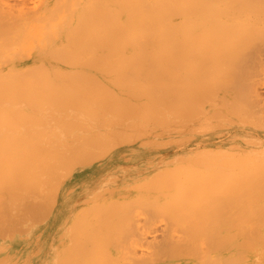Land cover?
Here are the masks:
<instances>
[{"label":"bare ground","instance_id":"1","mask_svg":"<svg viewBox=\"0 0 264 264\" xmlns=\"http://www.w3.org/2000/svg\"><path fill=\"white\" fill-rule=\"evenodd\" d=\"M60 1L0 0V264H264V0H85L38 54Z\"/></svg>","mask_w":264,"mask_h":264},{"label":"rangeland","instance_id":"2","mask_svg":"<svg viewBox=\"0 0 264 264\" xmlns=\"http://www.w3.org/2000/svg\"><path fill=\"white\" fill-rule=\"evenodd\" d=\"M7 2H9V4H21V5H25V6H23L25 9H29V10H31V11H33V10H36V8L34 9V6L35 7H37V10H39V8L40 7H42L43 6V3L45 2V0H6ZM80 1H82L81 3H80ZM87 2H88V0H86ZM76 2H78V5H79V8H78V13L76 14V16L74 17V18H69L68 17V12H67V9L65 10V8H66V6L69 4H75ZM84 2H85V0H61L60 1V3H61V5H62V8L59 10V11H57L56 12V15H55V13L54 14H52L50 17H49V20L47 19L46 21H49V23L48 24H46L45 25V23L46 22H44V24H37L36 26H34V27H27L25 30L27 31L26 32V34H25V36L27 37L24 41H21L22 43H24V44H26V43H32L33 44V46H35V45H38V54H39V50H40V48L42 47V46H40L41 44H43V43H45V45L47 46V48L48 47H54L55 45H58V44H62V42H63V44H66V42L65 41H63L62 39L64 38V36H65V34H66V32H69V31H71L73 28H74V25H75V23L78 21V22H82V17H79V14L81 13V5H83L84 4ZM103 3H104V0H102V4H98V5H100V8H99V10L101 9V10H103ZM81 4V5H80ZM68 5V6H69ZM97 5V6H98ZM103 5V6H102ZM67 6V7H68ZM101 6H102V8H101ZM98 8V7H97ZM99 10H97L98 12H99ZM96 11V10H95ZM102 12L103 11H101V14H102ZM94 14H96V12L94 13ZM97 15V14H96ZM55 16V17H54ZM93 16V15H92ZM54 17V18H53ZM53 18V19H52ZM96 20V19H95ZM94 20V21H95ZM95 23V22H94ZM92 26V25H91ZM90 26V28H92ZM8 28V30H7V32L9 33V32H11V30H14L15 28L16 29H18V27L17 26H11V27H7ZM6 28V29H7ZM84 29V28H83ZM82 31V30H81ZM62 32V33H61ZM79 32V31H78ZM79 34H80V37H81V35H83V34H81V32H79ZM79 37V38H80ZM83 37V36H82ZM81 40H82V38H81ZM79 41V40H77L76 42H77V44H83L82 43V41L85 43V41H84V39L82 40V41ZM79 42V43H78ZM21 43V44H22ZM18 47H19V45H18ZM19 50L21 51V48H14L13 50H12V52H11V54H13V55H15L16 56V58H14L15 60H21V57H19ZM21 55L23 56V54H22V51H21ZM45 52L41 55V56H38V58H40V57H42V59H44L45 57ZM227 63V62H226ZM220 64H222V62H220ZM201 106H202V108L203 109H206L207 110V107L206 106H209L210 107V105H208L207 103H205V102H202L201 103ZM188 119V118H187ZM199 117H197V119H196V121L194 122V124H193V128H191L190 129V125H189V123H188V126H186L185 128L187 129L188 128V130L187 131H189V132H187L186 131V129H185V134L187 135V133H188V137H189V135H191V137H192V139H196L197 138V136H198V133H199V135H201V134H203V135H201L202 137L203 136H207V134L208 135H211V133H213L214 131H213V129L215 128H211L213 125L215 126V124H213L212 123V126H208V128H205V126H207L206 124L203 126V123H201V122H199ZM211 121H213V120H211ZM208 125H211V123H209L208 122ZM217 127H219V126H217ZM210 128V129H209ZM205 129H207L206 131H205ZM211 130V131H210ZM205 131V132H204ZM203 132V133H202ZM201 133V134H200ZM170 135H172V134H170ZM174 137H176L175 135H174ZM173 137V138H174ZM198 138H200L199 136H198ZM194 139V140H195ZM215 149H216V147H214ZM210 149L209 150V152L213 155V154H215L216 152H215V149ZM189 150V149H188ZM218 150V149H217ZM215 152V153H214ZM210 160H213V158L212 157H210L209 158ZM82 173H86V172H79V173H76L75 174V176H82V175H84V174H82ZM77 203V202H76ZM136 218V217H135ZM49 222V220L47 219L45 222H44V224H42V225H38V227L39 226H41V227H45L46 226V224H48V222ZM136 223H138V221H135ZM142 223V222H141ZM141 223H139V225L140 226H143V225H141ZM138 225V224H137ZM146 225V224H145ZM144 225V226H145ZM139 231H140V229H139ZM22 234V233H21ZM21 234H20V236H21ZM26 234V233H25ZM23 237V236H22ZM26 236L24 235V238H25ZM2 243V242H1ZM3 244V243H2ZM2 244H1V246H2ZM5 247H7L6 245H4ZM5 247H2L4 250L2 251V254H0V256L1 257H4L5 256V258H6V260H8L9 258L10 259H13V257L12 256H10L9 254H7V253H10V246H8L7 248H5ZM7 254V255H6ZM9 256V257H8ZM12 261V260H11ZM8 263H9V261H8ZM7 262L5 263L4 262V264H8Z\"/></svg>","mask_w":264,"mask_h":264}]
</instances>
